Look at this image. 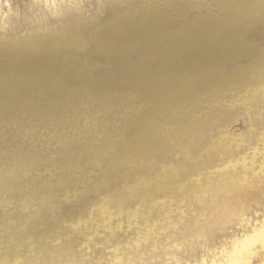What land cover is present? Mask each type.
<instances>
[{
    "label": "rangeland",
    "instance_id": "obj_1",
    "mask_svg": "<svg viewBox=\"0 0 264 264\" xmlns=\"http://www.w3.org/2000/svg\"><path fill=\"white\" fill-rule=\"evenodd\" d=\"M250 2L0 0V264H264ZM34 40L49 44L3 50ZM216 48L233 52L210 70ZM123 172L165 188L131 196Z\"/></svg>",
    "mask_w": 264,
    "mask_h": 264
},
{
    "label": "bare ground",
    "instance_id": "obj_2",
    "mask_svg": "<svg viewBox=\"0 0 264 264\" xmlns=\"http://www.w3.org/2000/svg\"><path fill=\"white\" fill-rule=\"evenodd\" d=\"M250 1H251L250 4L252 5L251 8L254 12V13L252 12L253 15L255 14L256 18L264 21V0H250ZM61 30L56 31L55 35H57L58 37H55V38H60V41L64 42L70 38L72 33L70 32V30H63V31H61ZM49 38H52V37H49ZM34 39H39V41H40V39H42V41H43L44 37L36 36ZM48 41L49 40H46V41H44V43L35 42V40L32 42L25 41V42H20L19 45H15L13 47L6 46V47H4L3 50L6 54H9V55H11V54H20L21 55L22 54L25 56V55H29L30 53H34L35 51L43 50L49 44ZM62 47H63L62 44H58L57 48L61 49ZM237 48H239L242 52L244 50L250 52V49L242 46L240 43L237 44ZM232 52H233L232 50H229L227 48H216L215 52L212 53V55H210L207 58V64H208L209 69L210 70H217L221 64L220 62L223 59L228 58L232 54ZM255 58H256V62H257V64L255 65L256 75L253 78H250L249 77L250 75L244 74L240 79L241 82H245V83H247V85L253 84V81L255 79L257 80V78H259V79L264 78V48L259 50L258 52H256ZM55 70L58 71V69H55ZM211 76L212 77H210V79L213 81L214 79H212V78H213L214 74ZM249 93L251 95L256 94L254 92V90L252 91L251 89H250ZM252 101H253V99L245 100L244 102L249 104V103H252ZM89 150L90 151H88L85 156H82L81 158L78 159L79 163L82 164L83 166H91L93 164L92 160H93V157L95 154V150H94V148H91ZM112 161L117 163L115 157H114V159H112ZM109 169H110L109 166H107L105 168V173ZM125 173H127V172H123V177H122L121 182L123 183L125 190L127 189V193L131 196H136L138 194H142V196H146L145 193L149 189L154 191L155 193H157V192L159 193L160 191H162L165 188L164 183H160V182H156V181H150V180H148V181L147 180H140L139 177L137 176V174L128 173L124 176ZM110 176H111V169L104 176V181H106V182L109 181ZM131 181H133L134 186L130 187L129 184ZM147 186H149V187H147ZM116 199H119V198H112L111 197L107 201L112 203V202H115ZM107 201H106L105 205L103 206L104 211L107 210V208H108L107 207L108 206ZM103 210H102V212H104ZM17 254L22 255V253H17ZM51 255H52V258H48L47 261L38 262L35 264H52V263L53 264L54 263L55 264H68L67 261L58 257V255H59L58 250H55ZM250 255H251L250 253H245L242 258H244L245 261H248ZM72 264H85V262L81 260V257H78V259Z\"/></svg>",
    "mask_w": 264,
    "mask_h": 264
}]
</instances>
